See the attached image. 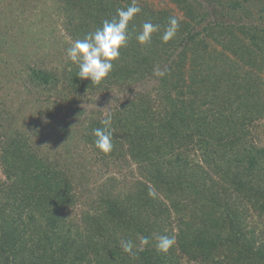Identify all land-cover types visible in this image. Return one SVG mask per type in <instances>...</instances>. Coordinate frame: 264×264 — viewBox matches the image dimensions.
I'll return each instance as SVG.
<instances>
[{"label": "trees", "instance_id": "trees-1", "mask_svg": "<svg viewBox=\"0 0 264 264\" xmlns=\"http://www.w3.org/2000/svg\"><path fill=\"white\" fill-rule=\"evenodd\" d=\"M170 1L184 14L176 36L161 39L170 11L135 0L127 46L100 83L79 78L68 58L55 71L31 67L33 83L59 96L48 116L64 100L157 77L156 94L106 114L73 107L84 117L74 149H42L0 103V264H264V0H208L215 18L197 0ZM61 3L75 41L133 0ZM145 22L159 30L141 45ZM109 113L113 149L103 153L93 129ZM91 160L139 178L91 180ZM160 235L175 238L167 253Z\"/></svg>", "mask_w": 264, "mask_h": 264}, {"label": "rangeland", "instance_id": "rangeland-1", "mask_svg": "<svg viewBox=\"0 0 264 264\" xmlns=\"http://www.w3.org/2000/svg\"><path fill=\"white\" fill-rule=\"evenodd\" d=\"M140 2L184 19L182 10L170 0ZM197 4L202 11L207 10L212 14L211 18H215L208 0H197ZM61 9V0H0V103L7 107L10 124L30 132L34 143L42 149L60 150L61 145L67 149L73 145L74 149L77 146L79 126L84 117H74L73 107L78 106L95 115L99 112L106 114L114 106L125 105L135 94L145 91L156 94L158 88L157 77L147 75L129 87H113L111 91L79 101L64 100L53 116H48L59 96L54 97L36 86L29 72L34 65L55 71L68 58L67 49L74 40L67 33ZM257 122L262 125L264 119ZM263 130L261 127L256 134L262 135ZM108 165L106 168L101 161L93 163L91 160L85 169L92 173L91 180L100 182L111 175L119 180L124 176L126 181L139 178L134 167Z\"/></svg>", "mask_w": 264, "mask_h": 264}, {"label": "clouds", "instance_id": "clouds-1", "mask_svg": "<svg viewBox=\"0 0 264 264\" xmlns=\"http://www.w3.org/2000/svg\"><path fill=\"white\" fill-rule=\"evenodd\" d=\"M141 12L135 0L126 8L117 9L116 15L112 19L102 21L100 27L94 32H90L82 39L73 41L67 49L68 59L77 65V76L81 79H90L92 83H100L113 70V62L120 56V49L127 46L130 38L129 23ZM179 20L176 17L168 19L161 39L167 43L172 40L179 29ZM159 30V25L145 22L142 30L136 34V40L141 45L150 43L152 34ZM157 75H161L157 71ZM102 127L94 128L95 147L103 153H109L113 149L112 116L109 113L101 120ZM153 195V193H149ZM156 249L159 252L167 253L175 244V238L167 235L156 237ZM149 237H140V245L147 246ZM122 250L134 256V244L131 240L121 241Z\"/></svg>", "mask_w": 264, "mask_h": 264}]
</instances>
